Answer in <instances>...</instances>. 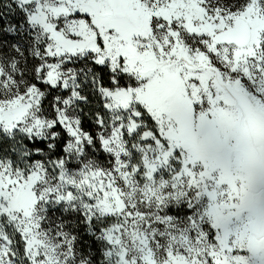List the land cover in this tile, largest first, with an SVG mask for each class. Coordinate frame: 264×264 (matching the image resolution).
I'll return each mask as SVG.
<instances>
[{
    "label": "snow or ice",
    "instance_id": "6c2138e0",
    "mask_svg": "<svg viewBox=\"0 0 264 264\" xmlns=\"http://www.w3.org/2000/svg\"><path fill=\"white\" fill-rule=\"evenodd\" d=\"M0 264H264V0H0Z\"/></svg>",
    "mask_w": 264,
    "mask_h": 264
}]
</instances>
